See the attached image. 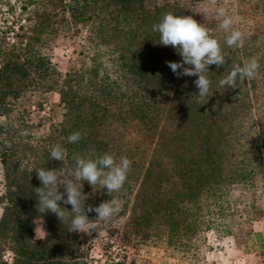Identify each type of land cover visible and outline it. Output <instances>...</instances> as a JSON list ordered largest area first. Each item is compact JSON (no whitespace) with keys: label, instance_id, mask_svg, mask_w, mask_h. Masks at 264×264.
Listing matches in <instances>:
<instances>
[{"label":"trees","instance_id":"16d2710c","mask_svg":"<svg viewBox=\"0 0 264 264\" xmlns=\"http://www.w3.org/2000/svg\"><path fill=\"white\" fill-rule=\"evenodd\" d=\"M218 7L229 16L233 9L246 23L243 47L224 43L228 33L219 29ZM22 9L31 25L20 34L24 21L0 32V264H92L78 233L68 231L71 217L61 223L50 211L40 213L35 194L42 185L34 169L56 170L65 180L74 154L131 161L118 193L82 182L85 208L122 201L118 215L96 221L98 230L113 235L129 228L139 239L176 248L192 241L202 225L217 232L239 195L248 194L255 209L254 192L264 185V0H28ZM168 12L191 16L221 43L226 62L208 68L209 97L197 96L198 77H177L166 64L182 61L152 30ZM70 24L85 32L86 59L59 82L47 42ZM253 57L260 65L254 78L238 80L236 88L220 85L234 66ZM39 88L57 89L63 114L45 135L33 136L9 115L15 101ZM75 132L80 141L69 143ZM57 144L67 150L63 161L51 159ZM58 190L63 193V186ZM87 214L96 219L95 212ZM35 221L43 230L40 240L33 239ZM128 259L125 252L119 264Z\"/></svg>","mask_w":264,"mask_h":264},{"label":"rangeland","instance_id":"374dc122","mask_svg":"<svg viewBox=\"0 0 264 264\" xmlns=\"http://www.w3.org/2000/svg\"><path fill=\"white\" fill-rule=\"evenodd\" d=\"M27 1L0 0V32L6 28H15L24 21L23 29L18 31L20 34L31 25L27 10L22 9ZM228 10L233 17L234 10ZM233 18L235 28L242 31L246 23L236 16ZM8 35L10 36L9 33ZM84 35L83 29L70 24L48 40L47 55L51 67L59 74V82L65 74L77 71L85 63ZM44 104L46 107H43ZM62 114L57 89L44 92L39 88L28 91L24 97L15 101L9 121L15 123L20 120L27 126L29 134L42 136L47 133L50 125L60 122ZM3 122L5 119L0 116V133L5 128ZM234 194L236 198L237 192L234 191ZM248 196L239 195L236 202L229 206L217 232L202 229L205 226L202 225L196 237L190 239L192 241L189 243H183V246L178 244L176 248H172L162 240L144 241L136 237L129 228H123L115 235L97 228L91 234L78 233L81 250L83 254H90L92 264L101 255L104 249L102 245L107 240L122 243L129 258L127 264H264V185L254 192L257 200L255 209L249 206ZM42 237L41 224L35 221L33 239L40 240ZM191 244L197 247L195 253L190 251ZM5 261H9V255Z\"/></svg>","mask_w":264,"mask_h":264},{"label":"clouds","instance_id":"9594fccd","mask_svg":"<svg viewBox=\"0 0 264 264\" xmlns=\"http://www.w3.org/2000/svg\"><path fill=\"white\" fill-rule=\"evenodd\" d=\"M215 5L216 0H210ZM204 13L208 9L203 10ZM216 19L219 21V29L228 33L224 43L228 48H240L244 46V34L233 28L235 19L229 16L224 7L215 9ZM153 32L159 34V44L170 46L182 57L181 62L166 61L167 66L174 75L196 76L194 83L198 89V97H209L211 81L208 78V68L215 65L217 68L226 62L221 43L209 34V30L203 24L198 23L191 16H179L171 12L165 13L161 20L152 27ZM187 65L188 67H186ZM259 61L253 57L243 66H234L229 74L222 80L220 85L226 88H236L238 80L251 79L257 75ZM81 134L75 132L67 137L69 143H78ZM67 150L57 144L51 148V159L63 161ZM89 156L73 155L74 169L71 175L61 180L56 170L45 168L34 169L41 187L35 188L39 212L53 213L61 223L69 221V232L91 234L98 224L96 221L106 222L119 214L122 210V201L113 198L110 201L100 203L96 207L85 208V195L83 183L86 181L92 188L99 185V189H107V194L118 193L127 180L131 161L122 156L117 159L110 154H103L92 158ZM63 186L64 192H60L59 186ZM66 194V198H65ZM71 206V211L62 208L59 202ZM95 212L96 219L90 220L87 213ZM2 218V214H0Z\"/></svg>","mask_w":264,"mask_h":264},{"label":"built area","instance_id":"2783aa9c","mask_svg":"<svg viewBox=\"0 0 264 264\" xmlns=\"http://www.w3.org/2000/svg\"><path fill=\"white\" fill-rule=\"evenodd\" d=\"M125 254L124 248L113 240H108L101 255L93 261V264H119ZM7 254L3 256L6 260Z\"/></svg>","mask_w":264,"mask_h":264}]
</instances>
